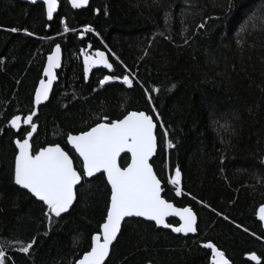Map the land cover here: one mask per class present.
Returning <instances> with one entry per match:
<instances>
[{
  "label": "trees",
  "instance_id": "1",
  "mask_svg": "<svg viewBox=\"0 0 264 264\" xmlns=\"http://www.w3.org/2000/svg\"><path fill=\"white\" fill-rule=\"evenodd\" d=\"M59 4L47 22L42 4L0 0L5 264H75L106 214L110 190L102 174L83 179L69 212L51 219L46 205L13 183L14 142L30 128L15 133L8 121L33 110L45 58L57 44L63 63L49 101L33 120V149L60 144L82 171L66 142L69 132L143 111L156 123L151 164L162 196L189 206L197 217L196 234L187 237L139 219L124 221L105 264H209L208 241L230 264H257L247 258L253 252L264 264V229L257 219L264 205V0H91L81 10L66 0ZM82 49L105 51L112 69L93 71L86 83ZM104 75H128L133 83L100 86ZM128 161L124 154L119 164ZM177 168L181 196L168 183ZM16 241L32 242V248L22 253Z\"/></svg>",
  "mask_w": 264,
  "mask_h": 264
},
{
  "label": "snow or ice",
  "instance_id": "2",
  "mask_svg": "<svg viewBox=\"0 0 264 264\" xmlns=\"http://www.w3.org/2000/svg\"><path fill=\"white\" fill-rule=\"evenodd\" d=\"M70 3L73 8H79L87 4L88 0H70ZM43 4L46 7L47 17L52 19L58 0H43ZM61 23H64L63 19ZM203 26V24L200 25L201 28ZM10 30L18 31L16 28ZM68 30L65 26L64 31ZM24 31L27 32V29ZM27 34L32 35L31 32ZM81 51L84 57L85 79L88 78V73L94 65L112 69L113 65L104 52L96 50L90 55L86 50ZM59 66L60 45L57 44L48 55L47 64L44 66V75L47 79H40L35 89L34 103L36 105L48 99L49 90L56 79L54 70ZM120 79L123 84L132 86L133 81L128 75L123 77L104 75L99 80V85L103 86L106 82ZM35 115L36 112L33 109L23 119L20 115H13L8 121L14 129H20L21 123L30 128L24 132L22 138L15 140L18 151L14 158L12 179L16 185L26 189L47 206V212L44 213L46 217L49 219L53 215L59 217L69 210L76 199L75 188L84 177L102 173L106 176L107 184L110 185V197L106 204L103 222L91 236L89 250L84 251L75 264H105L110 246L117 239L121 222L126 217H145L154 221L156 225L171 228L176 233L197 231L196 216L192 209L176 208L161 195L163 191L161 180L157 178L150 163V158L156 150V137L153 131L156 125L152 116L143 111H128L122 118L108 120L104 117L102 122L96 123L87 131H81L75 135L69 132L66 142L82 161V171H78L74 166L73 158L60 144H50L39 150L33 149L30 138L37 128L36 123L33 122ZM168 146H172L170 141ZM122 153L125 155L130 153V162L126 167L118 163ZM180 176V170L177 168L175 175L170 176L168 180L169 184L175 186L177 196L183 194ZM170 215L179 217L178 226L165 222V218ZM258 215L259 219L264 221V205L260 206ZM16 243L21 245L19 251L22 253H28L32 248V242L24 244L16 241ZM203 247L211 250V264H230L225 254L213 242L208 241ZM249 257L260 264L261 258L256 253H250ZM5 261L6 252L3 245H0V264H5Z\"/></svg>",
  "mask_w": 264,
  "mask_h": 264
},
{
  "label": "water",
  "instance_id": "3",
  "mask_svg": "<svg viewBox=\"0 0 264 264\" xmlns=\"http://www.w3.org/2000/svg\"><path fill=\"white\" fill-rule=\"evenodd\" d=\"M20 1H21V2H24V3L31 4V5L42 4V5H43V8H44L45 19H46L47 22H51V21L54 19V17H55V16L57 15V13H58L59 6H60V4H59V0H58V6H57L56 11L53 13V18H52V19H49V18L47 17V14H46V7H45L44 4H43V0H20ZM66 1H67V3H68L69 7H70L72 10H81V9H85V8H87L91 0H88V3H87V4H85V5H81L79 8H73L72 5H71V3H70V0H66ZM55 46H56V45H55ZM55 46L52 48V51H53V49L55 48ZM52 51H51L48 55H50V54L52 53ZM100 51L104 52L105 55H106V57L109 59L108 54H107L105 51H103V50H100ZM48 55H47V57H48ZM90 55H91V54H90ZM80 56H81V59H80V60H81L82 68H83V67H84V57H83V53H81ZM47 57H46V60H45V64H44V66L47 64ZM109 62H110V61H109ZM62 63H63V54H62V50H61V47H60V66L54 70V71H55V74H56V79L53 81L52 87H51V89L49 90V96H48V99H47V100H42L41 103H40L39 105H36V104L34 103V99H35V91H34V94H33V109H35L36 115L33 117V120L35 119V117H36L37 114H38V108H39L40 106L46 104V103L49 101V99H50V97H51L52 90H53V88H54V85L57 83V73L61 70ZM99 69H103V70H105V71H109V70H110V69L104 68L102 65H94V66L90 69V71H89V73H88V78H87V79H85V77H84V71H83L84 81L87 83V82L89 81V79H90V75H91V73H92L93 71H96V70H99ZM42 78H43V79H47V77L44 75V67H43V69H42V73H41V78H40V79H42ZM39 81H40V80H39ZM39 81H38L36 87L39 85ZM35 89H36V88H35ZM20 116H21V115H20ZM21 117H22V119H23V116H21ZM153 122H154V120H153ZM154 124L156 125L155 122H154ZM8 125H9V123H8ZM9 127H10L15 133H18L19 130H20L22 127H29V126H28V125H24L23 123H21V128H20V129H14V128H12L10 125H9ZM36 129H37V128H36ZM153 131H154V135H155V133H156V127L154 128ZM33 134H34V133H33ZM155 137H156V136H155ZM30 140H31V138H30ZM14 144H15V142H14ZM45 147H46V146H45ZM68 147H69V148L75 153V151L71 148L70 145H68ZM15 148H16V145H15ZM156 150H157V143H156ZM156 150H155L153 156L150 158V163H151V160L153 159V157L155 156ZM17 151H18V149L16 148V152H17ZM75 155H76L77 158H78V155H77L76 153H75ZM122 155H124V153H122L121 156H122ZM127 155H128V157H129V161H128V162H130V153L127 154ZM121 156H120V157H121ZM120 157L118 158V163H119ZM78 159H79V158H78ZM79 160H80V159H79ZM80 162H81V164H82V161H81V160H80ZM126 166H127V165H126ZM126 166H125V167H126ZM13 170H14V166H13ZM153 171H154V170H153ZM100 174H102V173H95L92 177H84L83 179H84V180H90L91 178H93V177H95V176H97V175H100ZM103 176H104V175H103ZM104 178H105L106 183H107L106 176H104ZM83 179H82V180H83ZM82 180H81L80 183L76 186V188L81 184ZM13 183H14V181H13ZM14 185L17 186L19 189L26 191V192H27L28 194H30V196H32L36 201L43 203V202L40 201L38 198L34 197V196H33L30 192H28L26 189L21 188L20 186L16 185L15 183H14ZM107 185H108V184H107ZM108 187H109V190H110V185H108ZM161 187H162V183H161ZM76 188H75V191H76ZM161 195H162V193H161ZM109 197H110V196H109ZM75 200H76V199H75ZM75 200H74L73 204L75 203ZM171 203H172V202H171ZM73 204H72V206H73ZM72 206H70L69 210L71 209ZM174 206H175V205H174ZM175 207H176V208H183V207H177V206H175ZM185 207H189V206H185ZM189 208H190V207H189ZM259 208H260V207H259ZM259 208H258V210H257V219H258V221L261 223V225H262V227H263V229H264V221H261V220L259 219V215H258ZM69 210H68L67 212H65V213H62L60 216H62V215H64V214L68 213ZM192 211H193V210H192ZM193 213H194V211H193ZM194 214H195V213H194ZM195 216H196V215H195ZM129 219H139V220H142V221H145V222L152 223V224L155 226L156 229H161V230L169 231V232H171L173 235H177V236L180 235V236H182V237H187V236H195V234H196V232H195V233H176V232H173L171 228L164 227L163 225H156L154 221L148 220V219L145 218V217H135V216H133V217H126V218L121 222V227H122V224L124 223V221L129 220ZM170 219L175 220V221L177 222V224H176V225H173V226H178V223H179V217H178V216L170 215V216H168V217L165 218V222L168 223V220H170ZM196 226H197V217H196V224H195V227H196ZM119 233H120V232H119ZM119 233L117 234V238H118V236H119ZM116 240H117V239H116ZM116 240H115V241H116ZM115 241L113 242V244L115 243ZM113 244L110 246V251H111V247L113 246ZM209 250H210V249H209ZM109 254H110V252H109ZM108 257H109V256H108ZM108 257H106L105 262L107 261Z\"/></svg>",
  "mask_w": 264,
  "mask_h": 264
},
{
  "label": "flooded vegetation",
  "instance_id": "4",
  "mask_svg": "<svg viewBox=\"0 0 264 264\" xmlns=\"http://www.w3.org/2000/svg\"><path fill=\"white\" fill-rule=\"evenodd\" d=\"M82 65V64H81ZM209 250V249H208ZM210 251V259H209V264H211V250H209ZM226 258V257H225ZM247 258L250 260V261H252L251 259H250V257L249 256H247ZM227 259V258H226ZM252 262H254V263H257L256 261H252Z\"/></svg>",
  "mask_w": 264,
  "mask_h": 264
},
{
  "label": "bare ground",
  "instance_id": "5",
  "mask_svg": "<svg viewBox=\"0 0 264 264\" xmlns=\"http://www.w3.org/2000/svg\"><path fill=\"white\" fill-rule=\"evenodd\" d=\"M92 31V30H91ZM52 51V50H51ZM47 57V56H46ZM45 60H46V58H45ZM44 64H45V62H44ZM43 67H44V65H43ZM82 71H83V68H82ZM131 78V77H130Z\"/></svg>",
  "mask_w": 264,
  "mask_h": 264
},
{
  "label": "rangeland",
  "instance_id": "6",
  "mask_svg": "<svg viewBox=\"0 0 264 264\" xmlns=\"http://www.w3.org/2000/svg\"><path fill=\"white\" fill-rule=\"evenodd\" d=\"M88 30V29H87ZM89 31H91V30H89Z\"/></svg>",
  "mask_w": 264,
  "mask_h": 264
}]
</instances>
